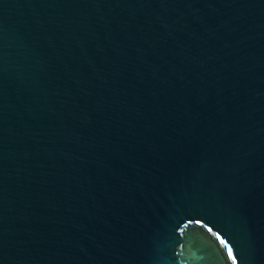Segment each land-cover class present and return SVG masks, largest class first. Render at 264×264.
<instances>
[{
  "label": "water",
  "instance_id": "95a60500",
  "mask_svg": "<svg viewBox=\"0 0 264 264\" xmlns=\"http://www.w3.org/2000/svg\"><path fill=\"white\" fill-rule=\"evenodd\" d=\"M0 264H264V0H0Z\"/></svg>",
  "mask_w": 264,
  "mask_h": 264
}]
</instances>
